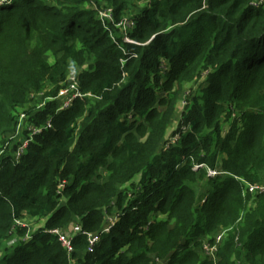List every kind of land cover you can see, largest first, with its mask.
<instances>
[{"label": "trees", "instance_id": "trees-1", "mask_svg": "<svg viewBox=\"0 0 264 264\" xmlns=\"http://www.w3.org/2000/svg\"><path fill=\"white\" fill-rule=\"evenodd\" d=\"M252 1L0 0V264H264V191L241 180L264 184V2ZM72 63L88 65L83 95L60 109ZM43 91L16 160L24 141L5 149L7 135ZM110 215L94 251L85 233L69 253L52 232H102ZM224 229L214 261L200 249Z\"/></svg>", "mask_w": 264, "mask_h": 264}, {"label": "built area", "instance_id": "built-area-1", "mask_svg": "<svg viewBox=\"0 0 264 264\" xmlns=\"http://www.w3.org/2000/svg\"><path fill=\"white\" fill-rule=\"evenodd\" d=\"M264 2V0H254L252 1V5L253 6H259ZM100 17L105 20L107 18L113 19V10L112 9H107V10H101L100 11ZM118 27H123L124 31H128V29L130 27L133 26V22L129 21L128 19L123 20L119 23H117ZM126 40L128 42H133L130 38H128V36L126 37ZM79 75L80 72L78 71V69L70 71L67 76H66V80L67 84L65 85V89H61L60 93H59V97L62 96V101H63V105L60 109H64V108H68L72 103L73 100L77 97V96H82L83 94L81 93L80 90V81H79ZM20 123V122H19ZM51 123L50 121L43 127H36L33 130V133L35 132H41L44 128H47L48 126H50ZM30 139H26L24 140L23 144L20 145V147L17 150L16 153V160H19L20 157L22 156V154L25 152V148L28 145ZM1 154V153H0ZM203 164H197L195 165V168H199L202 167ZM208 173L210 176H216L218 174H221L223 172H220L217 169H208ZM243 184H244V191L245 192H249L251 194H257V193H261L264 191V184L261 183H250L247 182L243 179H241ZM116 216L115 217H111L110 220H108L109 224L103 229L102 232H98V233H91V232H85L80 224H75L71 229L70 232L68 231H62L59 229H55L52 232L56 233L60 240L63 243V246L69 251V253H71L73 251V244H72V236L71 234H74L76 232H81V233H85L88 237V250L89 251H94L96 245L99 243L102 233H106L109 232L111 227L114 225L115 221H116ZM17 225L18 226H24V225H28L30 227L29 224L26 223V221L24 220H17ZM229 231V229H224V230H220L212 240L209 241H205L202 245V249L204 250V254L209 257L210 259L217 261V257H218V251H219V247L221 242L223 241V239L225 238V236L227 235V232ZM31 237V230L29 228L28 232L26 233L25 238H30ZM12 243H15V241H12Z\"/></svg>", "mask_w": 264, "mask_h": 264}, {"label": "rangeland", "instance_id": "rangeland-1", "mask_svg": "<svg viewBox=\"0 0 264 264\" xmlns=\"http://www.w3.org/2000/svg\"><path fill=\"white\" fill-rule=\"evenodd\" d=\"M129 18V17H128ZM45 59L48 60L49 62H54V55L51 51H48L47 53H45L44 55ZM86 66H88L87 64L83 65V66H79L77 63H72L71 67L69 69V71H73L76 70L78 68V71L81 73L82 69ZM64 84H67V81L62 82V85L64 86ZM200 83H195V84H188L186 86V91L184 92V94L182 95V98L180 100V102L178 103L177 106V112L173 118V120L170 123V127H169V132L175 130L178 125H179V121L182 117V109L184 108L185 105V97L187 96L188 91L193 88V89H198ZM52 84L50 82H47L46 88L51 89ZM66 87L64 86L62 89H65ZM61 91V90H60ZM42 93V92H41ZM36 94V93H32L30 94V98L33 100L30 101V104L28 105V107H24L22 108V110H25V112H21V116L20 118V123L17 125L16 128V132L15 134H8L7 135V139L8 142L4 145L5 149L9 146L11 147L14 142H12V140H15L16 142H22L24 140H26L28 138V135L31 133V128H30V123H29V118H30V114L26 113V109H28L31 112H35L36 109H38L39 107H41L44 104V101L48 100V99H43L44 97V91L41 94ZM59 96V95H58ZM57 99V98H56ZM58 99L62 100V96L58 97ZM233 119H231L229 122H227L225 124V130H227V128L230 125V122H232ZM170 137V135H169ZM0 153H2V151H0ZM213 176V175H212ZM263 184V183H261ZM195 187L197 188V191L200 194H203V192H205V189L207 188V184L205 179L200 180L197 184H195ZM115 217L114 215H110L108 220H110V218ZM26 223L30 225V228L35 227L37 224H40L39 222H37L36 220H32V219H28L26 220ZM214 235L212 236H208V238H206V241H209L211 238H213ZM2 247H4V244L2 245ZM201 252L204 253L203 249H200ZM217 259L219 260V258L217 257ZM245 260V259H244Z\"/></svg>", "mask_w": 264, "mask_h": 264}, {"label": "crops", "instance_id": "crops-1", "mask_svg": "<svg viewBox=\"0 0 264 264\" xmlns=\"http://www.w3.org/2000/svg\"><path fill=\"white\" fill-rule=\"evenodd\" d=\"M2 251H0V254H1Z\"/></svg>", "mask_w": 264, "mask_h": 264}]
</instances>
